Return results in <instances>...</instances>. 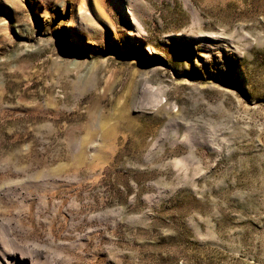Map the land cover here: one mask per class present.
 Instances as JSON below:
<instances>
[{"label":"rangeland","instance_id":"obj_1","mask_svg":"<svg viewBox=\"0 0 264 264\" xmlns=\"http://www.w3.org/2000/svg\"><path fill=\"white\" fill-rule=\"evenodd\" d=\"M0 264H264V0H0Z\"/></svg>","mask_w":264,"mask_h":264},{"label":"bare ground","instance_id":"obj_2","mask_svg":"<svg viewBox=\"0 0 264 264\" xmlns=\"http://www.w3.org/2000/svg\"><path fill=\"white\" fill-rule=\"evenodd\" d=\"M85 2V1H84ZM83 4V3H82Z\"/></svg>","mask_w":264,"mask_h":264}]
</instances>
